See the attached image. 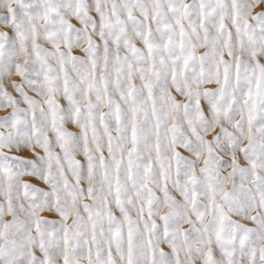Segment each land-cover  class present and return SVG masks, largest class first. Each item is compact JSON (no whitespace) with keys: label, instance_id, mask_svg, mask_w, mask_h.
I'll list each match as a JSON object with an SVG mask.
<instances>
[{"label":"snow or ice","instance_id":"snow-or-ice-1","mask_svg":"<svg viewBox=\"0 0 264 264\" xmlns=\"http://www.w3.org/2000/svg\"><path fill=\"white\" fill-rule=\"evenodd\" d=\"M0 264H264V0H0Z\"/></svg>","mask_w":264,"mask_h":264},{"label":"rangeland","instance_id":"rangeland-1","mask_svg":"<svg viewBox=\"0 0 264 264\" xmlns=\"http://www.w3.org/2000/svg\"><path fill=\"white\" fill-rule=\"evenodd\" d=\"M189 2H190V0H189Z\"/></svg>","mask_w":264,"mask_h":264}]
</instances>
